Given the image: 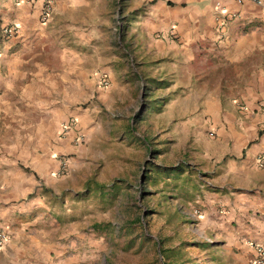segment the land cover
<instances>
[{
    "label": "rangeland",
    "instance_id": "rangeland-1",
    "mask_svg": "<svg viewBox=\"0 0 264 264\" xmlns=\"http://www.w3.org/2000/svg\"><path fill=\"white\" fill-rule=\"evenodd\" d=\"M127 1L102 0L110 12L73 13L0 54V168L30 174L69 119L84 137L65 156L76 188L50 199L36 227L50 246L24 264H238L198 225L211 188L201 155L216 136L211 118L248 100L259 49L148 50Z\"/></svg>",
    "mask_w": 264,
    "mask_h": 264
},
{
    "label": "crops",
    "instance_id": "crops-1",
    "mask_svg": "<svg viewBox=\"0 0 264 264\" xmlns=\"http://www.w3.org/2000/svg\"><path fill=\"white\" fill-rule=\"evenodd\" d=\"M101 1L51 0L49 19L40 23V2L29 5L0 0V30L6 26L17 28L11 38L0 35V54L20 37L29 36L47 23L66 21L65 25H70L73 13L78 12L79 17L85 11L94 15L101 6L110 12L106 3L100 6ZM127 2L126 12H132L138 38L148 50L153 46L157 52L178 50L185 54L189 46L197 47L205 41L216 43L220 49L231 43L233 48L242 49L240 53L244 55L259 49L261 64L257 79L247 88L248 100H233L230 113L223 111L222 122L211 118V126L217 129L216 136L211 142L203 143L201 155V168L211 188L199 201L203 210L198 219L199 227L205 232L211 231L222 242L228 256L238 264H251L253 247L264 248V10L254 3L237 4L234 0ZM151 36L159 40L150 45ZM171 38L177 39V44L169 43ZM77 135L83 138L81 144L75 142ZM57 136L61 137L53 139L42 154L34 156L35 166L30 174L24 175L18 170L11 173L10 166H5L8 162L0 168V230L8 237L0 249V264H24L29 261L24 257L28 250L34 255L37 248L49 247V242L40 246L37 236L41 213L43 217L50 216L49 200L76 188L72 177L74 158H67L64 175L58 174V163L78 150L84 143L83 134L75 121L73 130ZM27 229L30 231L25 233ZM10 252L14 256L9 263L6 259Z\"/></svg>",
    "mask_w": 264,
    "mask_h": 264
},
{
    "label": "built area",
    "instance_id": "built-area-1",
    "mask_svg": "<svg viewBox=\"0 0 264 264\" xmlns=\"http://www.w3.org/2000/svg\"><path fill=\"white\" fill-rule=\"evenodd\" d=\"M16 2H22L29 5H34L36 2H40L39 9H38V21L40 23H45L51 14L52 5L51 0H15ZM237 4H243V3H254L255 5H258L264 10V3H262L259 0H234ZM17 32V28L15 26L12 27H3L0 30V35L4 39H8L13 37ZM106 81H101V86H106ZM75 124L74 119H69L65 122V124L61 128L62 133H67L71 130H73ZM83 141L82 136L77 135L75 137V142L81 144ZM68 164L66 158H61L58 163V174L64 175L67 172ZM193 215H196L197 212L193 211ZM8 237L7 235L0 230V249L3 248L7 243ZM253 253L254 257L251 260V264H264V248L261 246H254L253 247Z\"/></svg>",
    "mask_w": 264,
    "mask_h": 264
}]
</instances>
